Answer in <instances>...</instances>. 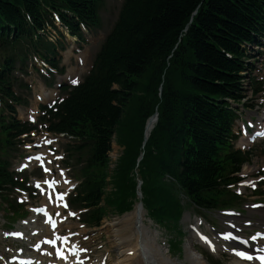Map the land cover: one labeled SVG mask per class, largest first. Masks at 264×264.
I'll use <instances>...</instances> for the list:
<instances>
[{"label": "trees", "instance_id": "trees-1", "mask_svg": "<svg viewBox=\"0 0 264 264\" xmlns=\"http://www.w3.org/2000/svg\"><path fill=\"white\" fill-rule=\"evenodd\" d=\"M98 2L0 0V41L41 29L50 20L48 9L91 18ZM262 22L264 0H127L96 80L68 100L60 125L80 140V199L92 208V218L132 207L136 165L141 201L159 223L180 218V191L199 206L217 201L220 184L240 162L230 148L234 113L227 99L242 97V42ZM155 111L142 146L146 120ZM112 138L122 151L109 172Z\"/></svg>", "mask_w": 264, "mask_h": 264}, {"label": "bare ground", "instance_id": "bare-ground-1", "mask_svg": "<svg viewBox=\"0 0 264 264\" xmlns=\"http://www.w3.org/2000/svg\"><path fill=\"white\" fill-rule=\"evenodd\" d=\"M154 121L155 119L151 118L147 122V135ZM249 171H251L249 167H244L243 172ZM260 212L261 217L258 219V223L264 225V209ZM144 217L143 207L137 203L130 212L118 219L119 226H114L118 222L109 223L107 236L109 237L108 247L111 248V253L108 257V264H208L204 256L194 247L192 238H187L185 243V261L187 262L177 260L162 251L145 225ZM40 250H44V255L49 253L44 248H40Z\"/></svg>", "mask_w": 264, "mask_h": 264}, {"label": "rangeland", "instance_id": "rangeland-1", "mask_svg": "<svg viewBox=\"0 0 264 264\" xmlns=\"http://www.w3.org/2000/svg\"><path fill=\"white\" fill-rule=\"evenodd\" d=\"M108 6H110V4H108ZM112 146H113V152L118 153L120 150L118 145L113 142ZM252 160H254L253 163H255L257 160H264V158L254 156ZM253 198L254 197H248V198L246 197V198H243V200L246 201L245 203H249L251 200H253ZM260 199L264 200V197H262ZM144 212H145V217H144L145 225L150 229V233L153 235V237H155V239L158 241V243L162 244V245H160L162 251L167 252L169 255H171L168 251L167 244H165L164 241L165 240L167 241L169 238H172L173 234H170L169 232L165 233V232H163V230L160 231V230L154 229L153 228L154 225L152 224V222L148 218V216L146 214V210H144ZM1 213H2V211L0 210V214ZM214 214L215 215H213V217L215 216L216 218H219L220 221H222V218H221L218 211L215 212ZM195 215L198 216V214H194V211H192L191 209H188L183 213V216L181 218V221H180L181 228L185 231L184 236H182V238H183V243H182L183 249L185 247V243L187 241V238H189V232H187V231H189L188 225H189V223L195 222ZM121 216H123V214L118 215V213H116L114 211L108 212V214L103 218V220L101 222V226H99L98 228L82 229V228L78 227V221L74 222V225L77 226V229H79L80 231H85L83 233H85V235H89V237L85 238L84 240L87 244L90 245V249H91V252L93 254L92 256L94 258H96V256L98 254H99L98 255L99 257H100V255H102V256L106 257V259H107V257H109V255L111 253L110 252L111 248L108 247L109 237L107 236V228L110 225L109 223L118 222L119 221L118 219ZM259 216H260L259 211L247 210L244 217H245V219L250 218V219L256 220V218H258ZM207 217H209V216H207ZM238 219H239V221L242 220V218H238ZM4 222H5V220L2 217H0V228L4 227L3 226V224L5 225ZM222 225H223V223H222ZM114 226L115 227L119 226V222L116 223ZM207 229H208V225L206 224V227H204L203 230L207 231ZM195 242H197L196 239H195ZM92 243H96V244L93 246ZM9 244H10L9 241L2 242V239L0 237V250H4V245H9ZM196 246L198 249H200L203 252L204 255L209 257L208 259H210V256L205 254L204 250L202 249L203 248L202 245L198 244ZM219 255L222 256L223 254L213 255L212 258L217 257ZM172 256L177 260L185 261V251H183L182 255H180V254L174 255L173 254ZM222 260L226 264H235L234 258L231 257L230 255H227V254L222 256ZM185 262H187V261H185ZM207 263L211 264L209 261H207Z\"/></svg>", "mask_w": 264, "mask_h": 264}, {"label": "snow or ice", "instance_id": "snow-or-ice-1", "mask_svg": "<svg viewBox=\"0 0 264 264\" xmlns=\"http://www.w3.org/2000/svg\"><path fill=\"white\" fill-rule=\"evenodd\" d=\"M40 157H37V159H39ZM54 226V225H53ZM15 235H20V234H15ZM206 239V238H205ZM49 243H54V241H48ZM241 255H243V253H241Z\"/></svg>", "mask_w": 264, "mask_h": 264}, {"label": "water", "instance_id": "water-1", "mask_svg": "<svg viewBox=\"0 0 264 264\" xmlns=\"http://www.w3.org/2000/svg\"><path fill=\"white\" fill-rule=\"evenodd\" d=\"M156 116H157V113L155 112L151 117H154L156 119Z\"/></svg>", "mask_w": 264, "mask_h": 264}]
</instances>
